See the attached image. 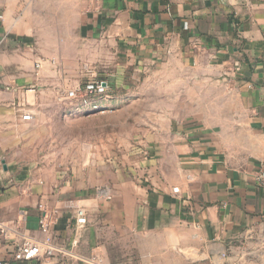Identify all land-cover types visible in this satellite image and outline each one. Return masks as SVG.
Masks as SVG:
<instances>
[{
  "label": "crops",
  "instance_id": "crops-1",
  "mask_svg": "<svg viewBox=\"0 0 264 264\" xmlns=\"http://www.w3.org/2000/svg\"><path fill=\"white\" fill-rule=\"evenodd\" d=\"M147 70L187 86L188 108L147 112L125 164L23 178L0 153V219L40 237L51 214L55 246L79 263L239 264L254 243L264 264V0H0V136L47 104L81 107L64 97L89 80L108 98ZM68 202L87 211L79 233Z\"/></svg>",
  "mask_w": 264,
  "mask_h": 264
},
{
  "label": "rangeland",
  "instance_id": "rangeland-1",
  "mask_svg": "<svg viewBox=\"0 0 264 264\" xmlns=\"http://www.w3.org/2000/svg\"><path fill=\"white\" fill-rule=\"evenodd\" d=\"M167 78L160 70L131 72L108 95L105 108L94 111L76 104H47L42 109L45 116L31 124L19 123L0 136V153L6 164H11L13 174L20 177L52 173L87 161L125 164L131 159L129 144L148 127L147 112L171 110L174 101L180 109L189 106V88L173 86L170 80L163 85ZM252 245L248 250L254 257L247 256L239 264H262L260 251Z\"/></svg>",
  "mask_w": 264,
  "mask_h": 264
},
{
  "label": "built area",
  "instance_id": "built-area-1",
  "mask_svg": "<svg viewBox=\"0 0 264 264\" xmlns=\"http://www.w3.org/2000/svg\"><path fill=\"white\" fill-rule=\"evenodd\" d=\"M107 85L99 80H89L81 86H77L72 90H68L65 94V100L75 102L82 108L88 111L100 109L94 104V100L100 98H107ZM32 116L30 114H23L22 121H30ZM253 181L258 188H264V173L258 171L253 175ZM173 193H178V189H172ZM99 193L105 195V192L99 190ZM72 211V218L75 225V233H79L88 223V214L84 207L76 206L73 202H68L64 206ZM21 215V214H20ZM53 223V216L46 214L38 220L40 237L25 235L21 232L18 223L14 225L7 224L0 219V264H40L43 262L56 261L58 264H74L82 259L59 249L55 246L53 238L50 235V226ZM252 232L246 234V242H242L237 247H231L234 250L244 248L245 245L252 243ZM264 243V235L261 238ZM229 248L226 252L220 253L221 260H229L233 258V251ZM241 252V251H240ZM1 253L3 257H1ZM235 256V254H234ZM73 260V261H72ZM81 261L89 264H107L105 259L99 252L92 253L86 259ZM130 264H147L145 262H137Z\"/></svg>",
  "mask_w": 264,
  "mask_h": 264
},
{
  "label": "water",
  "instance_id": "water-1",
  "mask_svg": "<svg viewBox=\"0 0 264 264\" xmlns=\"http://www.w3.org/2000/svg\"><path fill=\"white\" fill-rule=\"evenodd\" d=\"M4 168V170L6 169V167L4 166L3 167ZM40 264H58V262H56V261H51V262H41Z\"/></svg>",
  "mask_w": 264,
  "mask_h": 264
}]
</instances>
